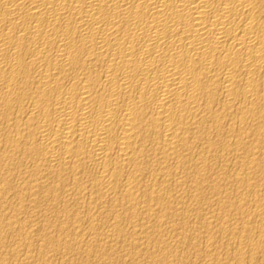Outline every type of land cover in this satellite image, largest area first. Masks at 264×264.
Returning a JSON list of instances; mask_svg holds the SVG:
<instances>
[{
    "label": "bare ground",
    "instance_id": "6f19581e",
    "mask_svg": "<svg viewBox=\"0 0 264 264\" xmlns=\"http://www.w3.org/2000/svg\"><path fill=\"white\" fill-rule=\"evenodd\" d=\"M201 224L264 251V0H0V264H191Z\"/></svg>",
    "mask_w": 264,
    "mask_h": 264
},
{
    "label": "rangeland",
    "instance_id": "374dc122",
    "mask_svg": "<svg viewBox=\"0 0 264 264\" xmlns=\"http://www.w3.org/2000/svg\"><path fill=\"white\" fill-rule=\"evenodd\" d=\"M212 199H210L209 201H207V203L206 204H204L203 205V207H204V209L203 210H205V211H208V212H217L218 210H215L216 209V204H214V202H215V198H213V197H211ZM214 200V201H213ZM212 201H213V203H212ZM210 202V203H209ZM210 207L213 209V210H210ZM59 209L60 208H57V209H55V212H54V214H56L57 215V217H58V219L57 220H62L63 219V217L64 216H62V218H61V215H62V212L61 211H59ZM58 211V212H57ZM59 213V214H58ZM49 214H50V212H49ZM51 215V214H50ZM60 215V216H59ZM43 221H44V223H43ZM42 222H40L39 223V225L41 226V225H47L48 226V222H47V220L45 221V220H43ZM47 222V223H46ZM214 225H215V223H214ZM217 227H218V225H216ZM52 229H54V232H53V230ZM192 228H187L186 230H189L188 231V233H186L185 232V238H187V240L185 241V245L188 247L189 246V250H190V252H191V255H189L190 257H188L189 258V260L187 261V262H189V263H191V264H196V262H197V264H202V262H203V260L205 259V260H207L208 258H205V256L203 255H199L198 254V251H197V249H196V247H198V244H196V242L197 243H199L201 246L203 245V243H204V241H205V239H206V237H207V231H206V228H205V225H203V224H201L200 226H199V229L197 230V229H192V231L194 230V231H196V232H191L190 230H191ZM204 229V230H203ZM57 230V231H56ZM199 230H200V232H199ZM51 231L53 232V234H55V235H57V232H58V234H59V231H58V228H54V227H51ZM205 231V232H204ZM197 233V234H196ZM204 233H205V237H204ZM70 234H74V233H70ZM172 235V237H171V239H170V236ZM193 234V235H192ZM255 236H257V233H253ZM85 235H87V233H85ZM190 235V236H189ZM194 235H196V236H194ZM198 235H200V236H198ZM154 234L153 235H151V246L153 245V243H154V241H155V238H154ZM192 236V237H191ZM90 237H92V239L91 240H95L96 241V237H95V235L93 236H90ZM129 236H127L126 238H123L121 241H120V238H122V237H120V238H118V239H116L115 240V243L113 244L114 246H111V248H110V250H112L111 251V254L113 255L114 254V252H115V254L113 255V257H110V258H106V257H103V259H102V256H103V250L101 249V248H97L96 250H98V251H96V253H94L95 252V250H92L91 251V253L89 254V253H85V254H83V256L81 255L82 253H79L78 252V250L76 249H74L76 252H74V250L73 251H70V253L71 252H74L73 253V255H72V253H71V258H73L76 262H78L79 264H88L89 262V264H98V263H100V264H113L112 263V260H113V262H115L116 263V261H117V263L118 264H124V261H125V264H127V261L129 262L130 261V259H132V257H133V253L131 252V254L129 253V256H127V258H125V260H121L122 259V254L124 255V250L126 249V246H127V248H128V250L126 251V253L127 252H129V251H131V248H130V239L128 238ZM167 237V238H166ZM10 238V237H9ZM8 238V242H11V238L9 239ZM89 238V237H88ZM154 238V239H153ZM162 238L164 239V240H166V239H168L169 241L170 240H173V239H175V238H177L176 237V234L175 233H168V235L166 234V233H163V235H162ZM184 238V239H185ZM192 238V239H191ZM195 238H197L196 240H195ZM219 239H218V241H220V239H221V241L219 242V243H227L228 244V248H227V250L229 251V253L231 254V252L233 251V249L234 248H232L234 245H233V243H232V240H229V242H228V239H226V237H223V236H219L218 237ZM128 239H129V242H128ZM200 239V240H199ZM223 239V240H222ZM118 240V241H117ZM154 240V241H153ZM194 240V241H193ZM227 240V241H226ZM94 241V242H95ZM123 241V242H122ZM196 241V242H195ZM202 241V242H201ZM226 241V242H225ZM7 242V241H6ZM121 242V243H120ZM125 242L127 243V244H125ZM128 243H129V245H128ZM119 244V245H118ZM121 244H123L124 245V248H123V245L121 246ZM190 244H191V246H190ZM126 245V246H125ZM226 245V244H225ZM232 246V247H231ZM113 247V248H112ZM229 247H231L230 249H229ZM195 248V249H194ZM114 249V250H113ZM117 249V251H115ZM196 250V251H194V250ZM119 250H120V252H119ZM122 250V251H121ZM223 250V249H222ZM231 250V251H230ZM100 252H102V253H100ZM118 252V253H117ZM123 252V253H122ZM189 252V253H190ZM224 252V250L223 251H221L220 250V253L223 255V257L224 256H226V254H224L223 253ZM99 253V255H97V257H96V254H98ZM121 253V254H120ZM188 253V254H189ZM197 253V254H196ZM95 254V255H94ZM101 254V255H100ZM195 254V255H194ZM76 255V256H75ZM82 256V259H81V256ZM111 255V256H112ZM119 255V256H118ZM260 255V256H259ZM75 256V257H74ZM91 256V257H90ZM92 256H94L93 257V259H92ZM115 256V257H114ZM130 256H131V258H130ZM255 256H257V254H255L253 257H252V259L249 257V258H247L246 259V264H264V251H262V252H259L258 253V256H257V259L255 258ZM191 257L192 258H194L195 259V262H194V260H192L191 259ZM202 257V258H201ZM57 259H55V264H61V262H60V257H56ZM99 258H100V260H99ZM116 258H118V260H114V259H116ZM202 260H201V259ZM89 259H90V261H89ZM108 259V260H107ZM191 259V260H190ZM248 259H250L251 260V262H250V260L248 261ZM105 260H107L106 262H105ZM109 260H110V262H109ZM121 260V261H120ZM144 260V261H143ZM149 261V264H152L151 263V261L150 260H148V258L146 257L145 259H142L141 261V264H148V262L147 261ZM201 260V262H199ZM224 260V259H223ZM253 260V261H252ZM84 261V262H83ZM87 261V262H86ZM94 261V262H93ZM97 261V262H96ZM100 261V262H99ZM132 262L131 263H129V264H133V262H134V259H132L131 260ZM258 261V262H257ZM123 262V263H122ZM145 262H147V263H145ZM230 262V261H229ZM250 262V263H249ZM230 264H236V263H234V261H231L230 262Z\"/></svg>",
    "mask_w": 264,
    "mask_h": 264
}]
</instances>
